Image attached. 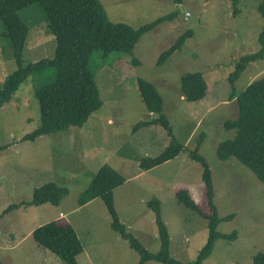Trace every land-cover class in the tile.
Returning a JSON list of instances; mask_svg holds the SVG:
<instances>
[{"label": "rangeland", "instance_id": "1", "mask_svg": "<svg viewBox=\"0 0 264 264\" xmlns=\"http://www.w3.org/2000/svg\"><path fill=\"white\" fill-rule=\"evenodd\" d=\"M260 1L237 0L234 9L232 0H182L180 4L172 0H99L109 22L134 29L164 16L171 18L144 34L130 53H92L89 66L103 106L81 128L20 141L39 126L34 90L54 81V68L28 77L11 101L0 107V147H6L0 151L2 264H64L31 237L33 230L51 221L74 229L83 249L77 264H139V254L111 229L110 216L99 198L78 205L80 195L103 165L124 179L113 190V207L126 231L149 253H157L160 242L148 206L149 201L157 200L169 235L170 257L180 263L193 261L206 242L208 222L180 205L175 193L187 191L202 214L210 212L202 167L188 156L195 149L210 172L218 218L232 216L221 221L216 231L219 235L234 233L232 239H218L202 264H252L253 257L264 252V185L235 158L220 161L216 156L218 144L235 135L222 127L237 116L236 101L229 98L264 75L262 60L249 64L233 86L228 81L238 60L260 48ZM18 14L28 28L22 66L52 58L55 40L47 31L42 8L35 3ZM188 30L191 36L182 47L157 64L161 53ZM3 33L0 22V85L17 69ZM195 72L205 81L206 96L186 102L179 90L180 78ZM138 79L155 87L172 138L184 147L174 159L147 171L139 162L158 156L171 138L159 125L133 132L139 122L156 118L141 102ZM46 183L68 192L57 207L20 204L29 202L33 190ZM11 205L18 207L3 213Z\"/></svg>", "mask_w": 264, "mask_h": 264}, {"label": "trees", "instance_id": "2", "mask_svg": "<svg viewBox=\"0 0 264 264\" xmlns=\"http://www.w3.org/2000/svg\"><path fill=\"white\" fill-rule=\"evenodd\" d=\"M172 1L180 4L182 0ZM35 3L45 14L46 28L55 40V48L52 58H43L23 67L22 52L28 28L18 13ZM236 4L237 0H232L234 9ZM257 12L263 22L257 38L260 48L254 54L242 56L238 60L228 78L231 86L249 64L264 60V0L258 3ZM170 18V15L164 16L134 29L123 23L109 22L99 0H0V22L4 28L3 35L9 41V47L17 65V69L0 85V107L11 101L12 95L28 77L49 68H54L56 72L51 84L34 90V97L39 106V126L31 133L24 135L20 141H33L69 128H81L89 117L103 106L94 73L89 66L92 53L97 50H101L104 55L111 52L130 53L144 34ZM190 36L189 30L179 36L173 45L161 53L157 64H162L179 50ZM136 88L146 111L155 115L156 118L139 122L135 125L133 132L150 125H159L171 138L170 144L158 156L143 158L139 162V167L147 171L174 159L184 150V147L172 138L171 127L163 114L162 98L155 87L149 82L138 79ZM206 89L201 73H186L180 78L179 90L186 102L202 100L206 96ZM229 99L236 101L237 116L235 119L225 121L222 127L225 130L234 131L235 135L232 139L218 144L216 156L220 161L235 158L264 185V75ZM4 149H6L5 146L0 147V151ZM188 156L190 160L198 162L202 167L201 180L205 186L207 205L210 209L208 214H202L187 191L181 189L175 193V198L180 205L198 213L208 222L206 242L191 262L180 263L170 257L169 235L161 219L157 200L149 201L148 206L155 217L160 242L159 251L155 254L149 253L126 231L113 207V190L121 186L124 179L110 167L103 165L98 169L80 195L78 205L84 206L99 198L110 216L111 229L122 239L127 240L129 246L139 254V264L148 262L202 264L211 255L218 239L234 237V233L219 235L216 231L221 221L228 220L232 216L218 218L212 203L213 187L208 167L204 159L197 154L196 149L189 152ZM67 194L65 188L58 187L54 183H46L33 190L29 202L20 204L35 207L49 204L57 207L62 197ZM17 207L18 205H11L3 213ZM31 237L37 245L56 255L64 264H77L76 259L83 251L74 229L66 223L51 221L33 230ZM0 264H2L1 261ZM252 264H264V252L256 254Z\"/></svg>", "mask_w": 264, "mask_h": 264}, {"label": "crops", "instance_id": "3", "mask_svg": "<svg viewBox=\"0 0 264 264\" xmlns=\"http://www.w3.org/2000/svg\"><path fill=\"white\" fill-rule=\"evenodd\" d=\"M103 101V100H102ZM96 122H97V120H96ZM87 205V204H86ZM82 207V206H81ZM61 216V215H60Z\"/></svg>", "mask_w": 264, "mask_h": 264}, {"label": "built area", "instance_id": "4", "mask_svg": "<svg viewBox=\"0 0 264 264\" xmlns=\"http://www.w3.org/2000/svg\"><path fill=\"white\" fill-rule=\"evenodd\" d=\"M186 16H188V14H186Z\"/></svg>", "mask_w": 264, "mask_h": 264}]
</instances>
